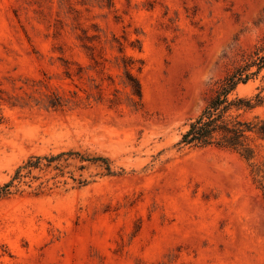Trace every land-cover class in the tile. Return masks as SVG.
<instances>
[{"label":"rangeland","instance_id":"374dc122","mask_svg":"<svg viewBox=\"0 0 264 264\" xmlns=\"http://www.w3.org/2000/svg\"><path fill=\"white\" fill-rule=\"evenodd\" d=\"M255 53L264 0H0V264H264V140L178 146Z\"/></svg>","mask_w":264,"mask_h":264},{"label":"trees","instance_id":"16d2710c","mask_svg":"<svg viewBox=\"0 0 264 264\" xmlns=\"http://www.w3.org/2000/svg\"><path fill=\"white\" fill-rule=\"evenodd\" d=\"M257 56L258 54L255 53ZM253 67L256 70L253 71ZM264 69V55L252 60L244 61L220 79L214 94L199 114L188 125L178 142L180 149L217 147L231 149L239 152L247 160H252L256 155L253 145V135L264 140V118L260 116L249 117V113L264 106V96L261 93L253 97L241 96L237 93L240 85H246L253 76ZM30 163L28 166L36 167L40 163ZM264 170L257 167L256 173ZM20 171L17 172L19 175ZM263 180L260 184L264 190ZM9 185H6L4 190Z\"/></svg>","mask_w":264,"mask_h":264}]
</instances>
